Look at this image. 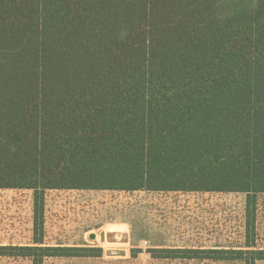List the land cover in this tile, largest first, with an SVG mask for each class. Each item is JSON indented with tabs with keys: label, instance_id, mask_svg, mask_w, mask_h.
Masks as SVG:
<instances>
[{
	"label": "trees",
	"instance_id": "1",
	"mask_svg": "<svg viewBox=\"0 0 264 264\" xmlns=\"http://www.w3.org/2000/svg\"><path fill=\"white\" fill-rule=\"evenodd\" d=\"M9 190L33 192L34 238L0 245V258L102 257L46 246V197L117 192L243 195V246L148 253L263 263L264 0H0V191Z\"/></svg>",
	"mask_w": 264,
	"mask_h": 264
},
{
	"label": "rangeland",
	"instance_id": "2",
	"mask_svg": "<svg viewBox=\"0 0 264 264\" xmlns=\"http://www.w3.org/2000/svg\"><path fill=\"white\" fill-rule=\"evenodd\" d=\"M256 210V245L264 249V195L258 196ZM33 211V192L0 191V245L33 243ZM246 220L243 195L52 192L45 202L46 246L103 253L100 258H50L44 264H216L154 260L148 250L237 249L245 243ZM0 264L31 262L0 258Z\"/></svg>",
	"mask_w": 264,
	"mask_h": 264
},
{
	"label": "water",
	"instance_id": "3",
	"mask_svg": "<svg viewBox=\"0 0 264 264\" xmlns=\"http://www.w3.org/2000/svg\"><path fill=\"white\" fill-rule=\"evenodd\" d=\"M90 239H91V240H94V239H96V236H95V235H91V236H90Z\"/></svg>",
	"mask_w": 264,
	"mask_h": 264
}]
</instances>
